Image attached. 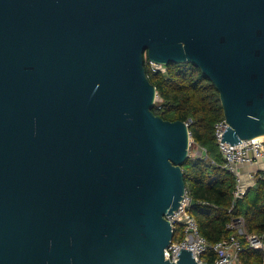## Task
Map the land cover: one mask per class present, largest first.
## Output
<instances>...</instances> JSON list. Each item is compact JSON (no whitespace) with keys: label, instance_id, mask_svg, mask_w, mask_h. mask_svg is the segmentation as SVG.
Masks as SVG:
<instances>
[{"label":"water","instance_id":"1","mask_svg":"<svg viewBox=\"0 0 264 264\" xmlns=\"http://www.w3.org/2000/svg\"><path fill=\"white\" fill-rule=\"evenodd\" d=\"M146 56L214 84L222 142L264 137V0H0V264H198L165 258L192 138Z\"/></svg>","mask_w":264,"mask_h":264},{"label":"trees","instance_id":"2","mask_svg":"<svg viewBox=\"0 0 264 264\" xmlns=\"http://www.w3.org/2000/svg\"><path fill=\"white\" fill-rule=\"evenodd\" d=\"M145 70L158 93L153 113L165 120L189 123L195 144L207 152V158H188L183 165L186 189L195 201L190 213L196 218L200 234L211 245L227 239L233 218L242 217L249 233L264 234V180L235 202V176L223 168L217 145L216 124L224 119L219 92L214 84L191 63L153 66L148 58ZM177 232L174 241L179 239ZM240 260L247 264H264V252L244 244ZM212 264L215 253H207Z\"/></svg>","mask_w":264,"mask_h":264},{"label":"built area","instance_id":"3","mask_svg":"<svg viewBox=\"0 0 264 264\" xmlns=\"http://www.w3.org/2000/svg\"><path fill=\"white\" fill-rule=\"evenodd\" d=\"M153 66H157L152 64ZM189 125V123H187ZM227 128L225 119L216 124V139L224 165L223 168L232 173L236 178L235 202L241 199L252 188L258 179L264 180V169L258 165L264 162V137L251 140H243L241 144L231 145L222 142L223 134ZM258 170L244 172V167ZM192 198L186 190V194L174 214L166 215L172 225L173 232L180 236L174 238L170 246L165 250V258L171 263L179 261L181 249L191 251L192 257L198 264L208 263L207 253L213 251L215 259L212 264H247L240 260V253L244 244L254 250L264 252V234L249 233L246 229V221L242 217L233 218L227 228L232 235L215 245H211L200 234L199 224L190 213Z\"/></svg>","mask_w":264,"mask_h":264},{"label":"rangeland","instance_id":"4","mask_svg":"<svg viewBox=\"0 0 264 264\" xmlns=\"http://www.w3.org/2000/svg\"><path fill=\"white\" fill-rule=\"evenodd\" d=\"M146 58H147V56H146ZM201 157H203V149L200 148L197 144H195L193 142V140H191V142H190L189 158L194 159V158H201Z\"/></svg>","mask_w":264,"mask_h":264},{"label":"crops","instance_id":"5","mask_svg":"<svg viewBox=\"0 0 264 264\" xmlns=\"http://www.w3.org/2000/svg\"><path fill=\"white\" fill-rule=\"evenodd\" d=\"M258 166L264 169V162H261ZM258 166L254 167V168L253 167L252 168L244 167V172L247 173V172L253 171V170L256 171V170H258ZM256 184H257V182H256Z\"/></svg>","mask_w":264,"mask_h":264},{"label":"bare ground","instance_id":"6","mask_svg":"<svg viewBox=\"0 0 264 264\" xmlns=\"http://www.w3.org/2000/svg\"><path fill=\"white\" fill-rule=\"evenodd\" d=\"M191 142V141H190Z\"/></svg>","mask_w":264,"mask_h":264}]
</instances>
